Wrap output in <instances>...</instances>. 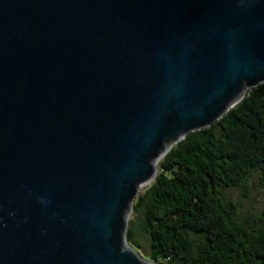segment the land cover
Listing matches in <instances>:
<instances>
[{
  "label": "water",
  "instance_id": "1",
  "mask_svg": "<svg viewBox=\"0 0 264 264\" xmlns=\"http://www.w3.org/2000/svg\"><path fill=\"white\" fill-rule=\"evenodd\" d=\"M264 82V0H0V264H162L140 189Z\"/></svg>",
  "mask_w": 264,
  "mask_h": 264
},
{
  "label": "trees",
  "instance_id": "2",
  "mask_svg": "<svg viewBox=\"0 0 264 264\" xmlns=\"http://www.w3.org/2000/svg\"><path fill=\"white\" fill-rule=\"evenodd\" d=\"M256 173L264 184V82L165 155L137 196L143 221L129 228V242L141 226L157 263L264 264V224L246 226L233 218L236 204L224 203L225 188L246 187Z\"/></svg>",
  "mask_w": 264,
  "mask_h": 264
},
{
  "label": "rangeland",
  "instance_id": "3",
  "mask_svg": "<svg viewBox=\"0 0 264 264\" xmlns=\"http://www.w3.org/2000/svg\"><path fill=\"white\" fill-rule=\"evenodd\" d=\"M151 183L144 185L140 189V192L147 188ZM224 195V203L226 206H230L231 203L236 204V210L233 214L235 220L250 228L264 224V184L261 183L257 173L249 179L246 187L238 186L225 188ZM131 217L134 222L129 221L128 230L131 227H135L137 223L141 224L143 221L142 214L134 209L131 213L130 219ZM133 239L130 240V244L137 249L143 257H149L151 253V238L149 234L144 233L141 226H139L137 227V232Z\"/></svg>",
  "mask_w": 264,
  "mask_h": 264
},
{
  "label": "bare ground",
  "instance_id": "4",
  "mask_svg": "<svg viewBox=\"0 0 264 264\" xmlns=\"http://www.w3.org/2000/svg\"><path fill=\"white\" fill-rule=\"evenodd\" d=\"M155 163H157V165H159L160 164V160L155 161Z\"/></svg>",
  "mask_w": 264,
  "mask_h": 264
}]
</instances>
